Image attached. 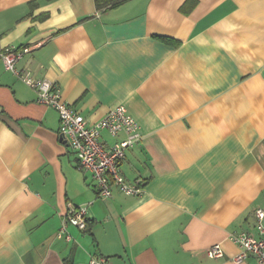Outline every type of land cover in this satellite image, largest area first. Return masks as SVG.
Wrapping results in <instances>:
<instances>
[{"label":"crops","instance_id":"obj_1","mask_svg":"<svg viewBox=\"0 0 264 264\" xmlns=\"http://www.w3.org/2000/svg\"><path fill=\"white\" fill-rule=\"evenodd\" d=\"M189 1L0 0V52L29 49L17 68L57 83L89 125L125 106L143 138L120 170L145 181L140 197L100 198L58 113L0 58V264H236L230 235L258 237L264 0H193L185 13ZM79 206L87 230L57 238ZM217 244L224 256L209 258Z\"/></svg>","mask_w":264,"mask_h":264},{"label":"built area","instance_id":"obj_2","mask_svg":"<svg viewBox=\"0 0 264 264\" xmlns=\"http://www.w3.org/2000/svg\"><path fill=\"white\" fill-rule=\"evenodd\" d=\"M29 52V49L9 47L0 52L7 70L14 73L24 84L37 94V102L54 109L60 118V134L69 144L77 158V168L89 173L96 184L98 196L111 198L117 190L126 196L140 197L143 195L145 181L136 179L129 182L121 173L120 165L126 153L136 146L143 138L140 124L129 113L125 106H118L108 112L106 117L89 125L87 120L62 98L57 83L47 79L35 78L31 73L17 68V63ZM113 138H120L116 143L108 145L102 142L103 132ZM258 237L247 232L230 235V240L237 245L239 253L233 257L236 264H241L254 257L259 264H264V207L255 210ZM81 231L87 230V207L79 206L69 209L63 219L62 226L56 237L72 240L68 226ZM209 258L224 256L221 245L212 246L206 252ZM89 264H109L105 257H93Z\"/></svg>","mask_w":264,"mask_h":264},{"label":"trees","instance_id":"obj_3","mask_svg":"<svg viewBox=\"0 0 264 264\" xmlns=\"http://www.w3.org/2000/svg\"><path fill=\"white\" fill-rule=\"evenodd\" d=\"M129 0H95L98 10H110L118 8ZM195 1L190 0L182 7V11L188 13L192 7H194Z\"/></svg>","mask_w":264,"mask_h":264}]
</instances>
